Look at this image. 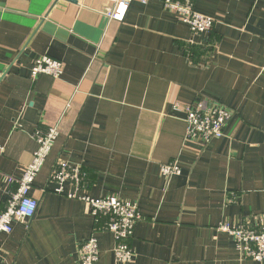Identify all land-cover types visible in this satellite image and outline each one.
<instances>
[{
    "label": "crops",
    "instance_id": "crops-1",
    "mask_svg": "<svg viewBox=\"0 0 264 264\" xmlns=\"http://www.w3.org/2000/svg\"><path fill=\"white\" fill-rule=\"evenodd\" d=\"M162 1L134 0L106 26L110 0H0V210L6 179L20 178L37 147L34 130L58 124L30 192L36 211L0 235V264H80L94 218L53 192L58 158L85 170L78 194L138 205L124 264H264L240 259L217 229L264 214V0H192L215 19L203 34ZM42 55L62 63L58 78L31 77ZM199 99L236 110L205 146L183 138V106ZM173 160L181 172L166 180L160 165ZM95 236V264H122L112 234Z\"/></svg>",
    "mask_w": 264,
    "mask_h": 264
},
{
    "label": "built area",
    "instance_id": "built-area-1",
    "mask_svg": "<svg viewBox=\"0 0 264 264\" xmlns=\"http://www.w3.org/2000/svg\"><path fill=\"white\" fill-rule=\"evenodd\" d=\"M134 0H110L111 4L101 12L111 22L123 21L130 4ZM146 2L147 0H138ZM164 6L177 15L180 22L186 24L192 34L208 33L212 30L215 19L202 14L193 8L192 0H163ZM63 71L62 63L42 55L33 61L30 74L35 78L38 74H46L58 78ZM177 106V105H176ZM186 129L185 141H194L207 145L211 140L225 135L224 130L228 121L235 115L236 110L217 100L199 99L183 106ZM58 134V124L47 129L37 128L32 137L37 147L32 153L30 162L23 168L20 178H7L5 189L7 199L5 206L0 210V235L9 234L14 223L27 225L34 215L37 200L30 194L37 173L40 171L48 156L54 140ZM3 147L0 145V152ZM163 178L168 180L181 172L177 161H170L160 165ZM86 172L80 164H71L58 158L52 167L49 181L55 185L53 192L69 198H77L86 202L94 218L95 226L92 234L78 244V260L80 264H95L98 260V244L95 231H107L113 236L114 258L119 263L130 262L134 249L130 244L135 223L140 220L141 214L138 205L134 202L121 199L117 196L91 198L85 194H78V190H86ZM69 184L73 191H65ZM231 200L234 196L231 195ZM219 231L230 234L234 240L235 249L240 259H251L257 262L264 261V214H257L252 219H240L235 223L220 222Z\"/></svg>",
    "mask_w": 264,
    "mask_h": 264
},
{
    "label": "water",
    "instance_id": "water-1",
    "mask_svg": "<svg viewBox=\"0 0 264 264\" xmlns=\"http://www.w3.org/2000/svg\"><path fill=\"white\" fill-rule=\"evenodd\" d=\"M67 1H70V2H74L75 3L77 0H67Z\"/></svg>",
    "mask_w": 264,
    "mask_h": 264
}]
</instances>
